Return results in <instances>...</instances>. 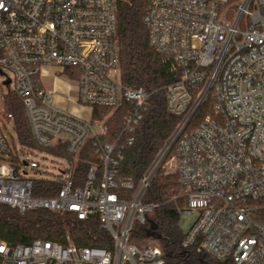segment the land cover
<instances>
[{
  "label": "built area",
  "instance_id": "obj_1",
  "mask_svg": "<svg viewBox=\"0 0 264 264\" xmlns=\"http://www.w3.org/2000/svg\"><path fill=\"white\" fill-rule=\"evenodd\" d=\"M143 20L176 77L165 86L168 112L182 118L136 182L121 162L152 93L121 77L115 0H0V204L97 216L112 240L105 248L0 238V264H164L153 240L130 238L160 206L142 198L167 167L186 198L178 210L197 213L183 247L222 264H264V0H147ZM14 97L39 147L19 141ZM97 107L125 112L111 140L109 114L96 116ZM89 140L98 162L77 183ZM40 179L61 188L38 195Z\"/></svg>",
  "mask_w": 264,
  "mask_h": 264
},
{
  "label": "trees",
  "instance_id": "obj_2",
  "mask_svg": "<svg viewBox=\"0 0 264 264\" xmlns=\"http://www.w3.org/2000/svg\"><path fill=\"white\" fill-rule=\"evenodd\" d=\"M117 6V42L120 53L121 77L133 87L151 92L149 103L143 117L134 131L132 145L124 149L121 162V175L132 177L136 182L145 174L159 150L169 139L182 116L168 112L165 86L176 77L170 73L163 55L149 43V31L143 16L147 0H115ZM13 112L14 127L19 141L32 148L39 147L34 140L31 127L20 98L14 97L8 106ZM97 115L109 114L108 132L103 140L113 139L120 132L124 110L96 108ZM102 111V115L99 114ZM210 111L209 103L203 105L193 120L194 124ZM55 154L68 156L65 147L48 148ZM98 162L92 140H89L76 162L77 183H83L93 163ZM61 183L45 179L37 180L35 193L54 196ZM182 187L177 172L160 168L144 193L143 201L160 203L149 218L157 224L156 235L148 236L149 223H136L131 240L143 243L153 240L162 251L164 264H222L213 256L199 252L194 247L184 248L183 240L187 232L180 226L181 213L178 207L186 204L181 195ZM173 196H177L175 200ZM79 246L110 247L109 232L101 227L97 216L79 218L75 213L57 212L49 209L30 210L24 213L17 208L0 204V238L12 244L32 243L36 239H48Z\"/></svg>",
  "mask_w": 264,
  "mask_h": 264
},
{
  "label": "rangeland",
  "instance_id": "obj_3",
  "mask_svg": "<svg viewBox=\"0 0 264 264\" xmlns=\"http://www.w3.org/2000/svg\"><path fill=\"white\" fill-rule=\"evenodd\" d=\"M62 84V89H65L67 90V85L66 83H64L63 81L61 82ZM67 104H70L69 102H67ZM167 171H170V172H174L172 169L170 168H165ZM197 217V213L194 212L192 214H185V213H182L181 216H180V226L182 228V231L183 232H187L191 226V224L193 223V221L196 219ZM150 239L146 240L145 242L149 241ZM143 242V243H145Z\"/></svg>",
  "mask_w": 264,
  "mask_h": 264
},
{
  "label": "water",
  "instance_id": "obj_4",
  "mask_svg": "<svg viewBox=\"0 0 264 264\" xmlns=\"http://www.w3.org/2000/svg\"><path fill=\"white\" fill-rule=\"evenodd\" d=\"M148 221H149V224H150V227H149V230H148V236H150V237L155 236L156 235L157 224L151 218H149Z\"/></svg>",
  "mask_w": 264,
  "mask_h": 264
},
{
  "label": "crops",
  "instance_id": "obj_5",
  "mask_svg": "<svg viewBox=\"0 0 264 264\" xmlns=\"http://www.w3.org/2000/svg\"><path fill=\"white\" fill-rule=\"evenodd\" d=\"M62 81L64 82L63 79H60L59 81H57V84L62 85V84H61Z\"/></svg>",
  "mask_w": 264,
  "mask_h": 264
}]
</instances>
